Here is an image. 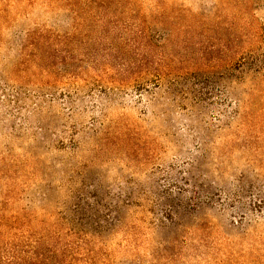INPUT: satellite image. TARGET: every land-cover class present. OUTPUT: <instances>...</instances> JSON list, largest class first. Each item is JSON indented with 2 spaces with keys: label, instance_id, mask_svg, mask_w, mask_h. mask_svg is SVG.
Listing matches in <instances>:
<instances>
[{
  "label": "rangeland",
  "instance_id": "obj_1",
  "mask_svg": "<svg viewBox=\"0 0 264 264\" xmlns=\"http://www.w3.org/2000/svg\"><path fill=\"white\" fill-rule=\"evenodd\" d=\"M49 249L264 264V0H0V264Z\"/></svg>",
  "mask_w": 264,
  "mask_h": 264
},
{
  "label": "trees",
  "instance_id": "obj_2",
  "mask_svg": "<svg viewBox=\"0 0 264 264\" xmlns=\"http://www.w3.org/2000/svg\"><path fill=\"white\" fill-rule=\"evenodd\" d=\"M50 252L41 251L37 253V261L28 264H63L65 257L56 250L49 249ZM27 264V263H22ZM64 264H72V262H64Z\"/></svg>",
  "mask_w": 264,
  "mask_h": 264
}]
</instances>
